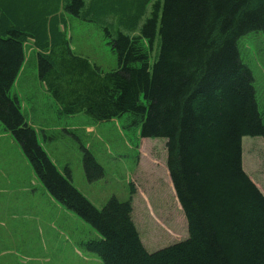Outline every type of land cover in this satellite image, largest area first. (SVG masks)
Masks as SVG:
<instances>
[{
	"label": "trees",
	"instance_id": "16d2710c",
	"mask_svg": "<svg viewBox=\"0 0 264 264\" xmlns=\"http://www.w3.org/2000/svg\"><path fill=\"white\" fill-rule=\"evenodd\" d=\"M53 4L0 0V125L54 200L96 230L86 250L103 264H264V194L241 157V138H264V121L237 46L250 31L264 35V0H64L67 14L104 20L117 61L108 71L71 51ZM27 40L60 113L84 112L93 121L127 114L140 138L166 139L185 240L148 252L130 199L112 195L97 208L72 184L69 168L58 169L11 92ZM81 149L86 179L102 177V166Z\"/></svg>",
	"mask_w": 264,
	"mask_h": 264
},
{
	"label": "rangeland",
	"instance_id": "374dc122",
	"mask_svg": "<svg viewBox=\"0 0 264 264\" xmlns=\"http://www.w3.org/2000/svg\"><path fill=\"white\" fill-rule=\"evenodd\" d=\"M63 3L56 0L51 9L64 21L58 26L65 32L71 51L104 71L115 68L116 55L107 44L104 20L87 21L67 14ZM237 46L242 62L251 69L264 121V35L250 31L238 39ZM36 64V53L31 40H27L25 62L11 92L18 97L39 143L58 169L67 166L72 184L97 208H102L112 195L120 201L130 199L131 218L148 252L185 240L187 222L167 171L166 139L140 138L137 128L128 125L127 114L93 121L84 112L60 113L36 75ZM41 131L55 138L46 141ZM81 146L102 166V177L86 179ZM250 149L252 158L246 155L245 167L254 173L264 193V144L260 140ZM16 171L20 178L10 173L0 182V239L4 241L0 259L5 264H103L84 247L86 241L99 237L96 230L50 198L29 164L17 166ZM19 182L22 185H15Z\"/></svg>",
	"mask_w": 264,
	"mask_h": 264
},
{
	"label": "crops",
	"instance_id": "0c3cea01",
	"mask_svg": "<svg viewBox=\"0 0 264 264\" xmlns=\"http://www.w3.org/2000/svg\"><path fill=\"white\" fill-rule=\"evenodd\" d=\"M29 124H31V123L29 122ZM260 140L264 144V139L262 137H248V138H244L242 140V166H243V169L248 174V176L251 178V180L258 186L259 189H260V186L254 180V177H255L254 173H252V172L249 173L245 167L246 166L245 159H246V155L248 156V154L250 155L249 158H252V155H251L252 152H251L250 146L252 145V143L259 142ZM254 158H255V156H254ZM27 164H29V163H27V160L24 157V155H23L20 147L18 146V144L12 138L10 133L7 132L6 130H4L3 127L0 125V182L2 179L6 180L8 178V174H10V173L13 174L14 178L15 177L20 178L19 173H17V171H16L17 166L25 167V166H27ZM29 177H30V175H29ZM30 181L32 183H35L34 177H32V175L30 177ZM15 185H22V184H21V182H19L18 184H15ZM13 187H15V186H13ZM45 192L47 194H49L47 191H45ZM48 196L51 198L50 194ZM51 200H52V202L54 201L53 199H51ZM3 243H4V241L0 239V247L1 248H2ZM1 251H4V250L2 249ZM1 254L2 253L0 252V256H1ZM5 263H6V261H2L0 259V264H5Z\"/></svg>",
	"mask_w": 264,
	"mask_h": 264
}]
</instances>
